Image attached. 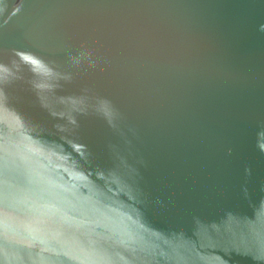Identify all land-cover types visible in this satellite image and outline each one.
Masks as SVG:
<instances>
[{
	"label": "water",
	"instance_id": "95a60500",
	"mask_svg": "<svg viewBox=\"0 0 264 264\" xmlns=\"http://www.w3.org/2000/svg\"><path fill=\"white\" fill-rule=\"evenodd\" d=\"M0 264H264V0H0Z\"/></svg>",
	"mask_w": 264,
	"mask_h": 264
}]
</instances>
